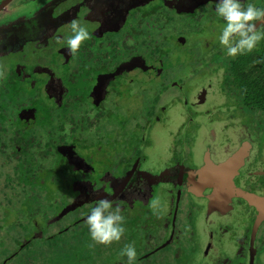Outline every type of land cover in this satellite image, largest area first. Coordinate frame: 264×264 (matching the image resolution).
Returning <instances> with one entry per match:
<instances>
[{"label":"flooded vegetation","instance_id":"af4514ba","mask_svg":"<svg viewBox=\"0 0 264 264\" xmlns=\"http://www.w3.org/2000/svg\"><path fill=\"white\" fill-rule=\"evenodd\" d=\"M18 1L0 0V65L4 66L1 72H5V75L0 72V91L5 81H11L12 86L16 87L15 94H6L3 102H0L1 146L6 148L7 145H12L23 157L29 154L35 156V162L31 163L35 165L31 167L32 174L27 172L26 176L23 175L27 181L38 182L34 187L37 188L39 183L44 182L49 189L48 183L52 180L63 183L66 190L61 191L54 183L60 191L50 189L51 198L44 201L37 210L28 213L22 208L23 221L13 225L20 227L22 238L10 236L3 239L4 250L0 251V264H18V259H21L19 264H33L31 257L23 252L24 249L32 250L31 256L57 254L67 246L66 241H72L73 244L85 231L83 225L88 211L102 198L108 199L114 207L119 206L126 216L125 224L129 225L130 221L133 226V231L128 228L127 232L134 235L133 241L138 242L139 248L145 249L140 250L142 254L139 255V260L149 259L151 264H173L174 260L183 262L181 258L184 254L180 253L184 250L187 253L192 251V254L199 252L193 259L194 264H199L203 259L207 264H220L222 255L228 254L216 250L213 240L219 239L215 238L214 232L218 229L220 235L226 232L232 236L234 231L230 228L236 224L238 229L243 227L237 234L238 238H229L223 242L229 243L233 251L237 252L233 255L234 264H263L264 218L253 233L260 213L258 208L233 194L227 202L215 200L210 204L208 195L212 191L211 187H204L201 195L190 191L199 186L196 172L204 166L206 157L217 164L235 151L248 146L242 166L232 177V181L236 188L264 197V169L261 167L243 171L245 175L242 173L246 158L253 148L250 142L245 141L237 150L217 162L212 159L210 148H207L208 151H202L201 160L197 162L189 157L187 150L181 147V141L176 139L177 150L172 147L169 160L151 169L142 164L147 159L145 151L150 149L152 131L158 128L157 125L164 127L167 106L173 103L171 89L175 88L178 93L182 86L176 80L163 82L164 64L156 57L151 59L147 56L149 53L155 56V51L161 49L158 45L151 47L144 38L149 50L144 54L137 48L139 43L135 39L134 49H130L132 37H138L141 33L149 35L152 27L147 33L144 31L147 28L141 29L146 21L143 23L138 20L134 26L123 30L127 18L136 10L141 18L147 16L154 19L156 16L167 20L173 14L189 16L192 20H197V24L202 20L212 25L208 12L197 13L203 9V5L214 3V0H73L74 3L67 12L61 10L62 0ZM249 3L264 8V0H244L243 6L246 7ZM148 5L156 9L145 10ZM159 6L168 11V15L161 17L162 15L157 14L162 11ZM68 15L88 29L91 41L98 39L99 42H96H104L105 46L98 48V45L87 40L82 42L79 51L71 54L67 46L60 43V36L56 38L60 24L68 23ZM212 29L211 34L215 35L216 29ZM258 30H264V25ZM259 45L264 46V40ZM37 49L42 52L48 50L52 57L47 56L46 62V59L41 60L42 52L37 53ZM179 51L182 52L181 47L176 49V52ZM33 53L35 58L31 56ZM221 55L223 56L220 57ZM217 56L221 58L222 64H217L218 59L213 63L224 70L229 56L225 52ZM206 69L212 71L217 67ZM84 71L85 78L77 86L76 77L81 76ZM223 73L220 83L223 81ZM127 91H130V96L125 98ZM222 92L235 100L234 95L227 94L225 87ZM177 93L174 100H178L177 103L183 107L188 105V100H179ZM196 95L203 101L206 90L202 88ZM22 96L23 99L20 100ZM1 97L0 94V100ZM43 97L48 99L53 109L61 110V114L57 116V125L45 131L43 115L46 117L50 111L43 114V109L32 102L35 98L39 100ZM134 99L138 100V105ZM184 101L186 105L182 104ZM236 102L237 100L234 105L237 106V111H241ZM80 108V112L84 113L77 119L72 113ZM62 111H66V114L62 115ZM126 122H129L128 128L125 127ZM31 123L33 125L29 126ZM184 126H178V133ZM42 131L45 136L38 134ZM83 134H91L96 137V141L93 142L90 137L82 138ZM118 146L124 147L122 155L115 152ZM153 155L158 157V162L159 154ZM41 159L42 162H50L52 168H43L39 163ZM262 163L260 160V164ZM3 176L2 181L6 178L5 174ZM253 176L257 177V182ZM243 178L246 182L241 181L240 184ZM29 185L27 184L28 188H33ZM58 197L59 200L56 201ZM61 198L64 203H61ZM156 198H161L164 202L163 208H159V216L150 207V202ZM192 198L193 202L195 199L201 202L200 209L195 204L202 216L201 222L209 224L213 214V220H219L212 228L207 227V239L204 243L197 241L199 239L196 234L190 236L192 234L189 235L185 229L186 224L190 223L188 217L197 215L195 205H187V202H192ZM62 211V216L59 215L61 218L54 220L56 214ZM235 211L236 220L232 224V214ZM13 212L16 210L0 211V214L7 217ZM242 213L245 221L242 220ZM193 220L192 218L191 224ZM8 229L5 230L6 233ZM52 229L53 233L50 232ZM199 246L203 247L199 249ZM181 262L178 263L182 264Z\"/></svg>","mask_w":264,"mask_h":264},{"label":"rangeland","instance_id":"374dc122","mask_svg":"<svg viewBox=\"0 0 264 264\" xmlns=\"http://www.w3.org/2000/svg\"><path fill=\"white\" fill-rule=\"evenodd\" d=\"M21 1L22 0H20V2ZM149 1L147 3H149ZM62 2L63 5L61 7V10L62 11L66 10V12L68 11V9L71 8L72 4L74 3L73 0H62ZM214 7H215L214 3L203 5L201 7L203 9H200V11L197 13V15H199L200 13L208 12L207 15H210L209 18H212L211 20L212 25L211 24L208 25L207 22L205 21L203 22L202 20L200 21V24H197V20H192V18H189V16L180 17V16H175L173 14L171 15L170 18H167L168 21L165 19L158 18L156 16L154 19L153 18L150 19L147 16L141 18V16L138 15L136 10L133 11L127 18V24L123 30H128L129 27H131L132 25L134 26V24L137 23L138 20H141L142 22L146 21L145 24L141 27V29L143 30L144 28H147L146 30H144L147 33L150 31V26L152 27L151 28L152 30L149 35H145L144 33H141L140 35H138V37L133 36L132 37L133 44H132V48L130 49H134L135 39L139 43L137 48H139L142 52H144V54L146 51H149L145 46V39H146V43L148 45L150 44L151 47H156L158 45L161 49L159 51L158 50L155 51L156 52L155 56L153 54L152 55L147 54V56H150L151 59H155L156 57L164 64L165 69L163 71L164 74L162 75V79H164L163 82H170L169 79L176 80L179 81L180 85L182 86V88L178 89V93L175 88L171 89L173 91L172 92L173 103L168 105L166 109V115L163 124L165 128L157 125L158 128L154 129L151 133L150 149L145 151L147 159L144 160L142 163L148 169L155 167L159 163L162 164L164 163V161H167L171 158L172 147L173 149L177 150L175 147L176 139H179V141H181L182 144V145L181 144L178 145H181L182 148H185L188 152L189 157L193 160H196L197 162L201 160L202 151L204 152L208 151L207 148H210L211 157L215 162H217L223 160L226 156H229L232 153V151L237 150V148L240 147L242 143L248 141L253 145V148L249 156L246 158V162L242 169V173L243 171L245 172L256 168L260 169L261 167L262 169H264V122L261 121L259 118L253 121L254 119L252 120V117L250 115H247V111L244 112L237 111V106L234 105L235 100L226 97L222 92L224 83L223 81L220 83V81L222 79V73L224 70L221 66H218L217 64H222V62L220 61L221 60L220 57H222L223 55H221L220 57L217 55H219V53L221 52H224V50L222 46L218 44V41L216 40V36H218L220 29L223 26V21L215 15ZM146 9H156V8L150 7L148 5L145 8V10ZM159 9H161L162 11L160 13L157 12V14L162 15L161 17L168 15L169 13L168 11L163 10V8L160 6ZM67 17H68L67 20L68 23L63 22L60 24L61 26L56 36V38L60 36L59 38L60 43L61 44L63 43V45H66V40L71 35L70 23L73 20H75V19L72 20V17L70 15H68ZM212 28L216 29L215 35L211 34L213 33ZM204 38L206 41H204ZM97 40L92 39L91 41V38L89 39V41L92 42L93 45H98V48L101 46L103 47L105 46L106 43L101 42L98 44L99 40L98 42H96ZM105 42L107 41L105 40ZM261 43L262 41H260L259 44ZM259 44L254 50L259 52L264 51V46ZM129 45L131 44L129 43ZM178 47H181L182 52L180 51L176 52V49ZM99 50H101V48ZM58 51L59 50H57V52ZM36 52L41 53L42 50L37 49ZM31 56L35 58V53H33ZM47 56L52 57V53H50L48 50L42 52L41 60L46 59ZM178 57L180 58L178 59ZM228 58L233 59V57H228ZM216 59H218L219 61V62L217 61V64L213 63L214 60ZM34 60H38V59H34ZM46 61L47 59L45 60V62ZM185 61L186 63H184ZM213 67H217V69H214L212 71H208V69H206ZM3 68L4 66L0 65V72L1 69ZM1 73L2 74L4 73L5 75V72H1ZM84 75H85V71L81 72V76L76 77L77 86H79V84L83 81ZM4 84L5 86H7V88L3 86L2 90L0 91V94L2 96H5L6 94H10L9 92H11V94H15L14 90L16 87L12 86L11 81H7V82L5 81ZM202 88L206 90V97L205 100L200 102V100L197 98L196 93L199 94ZM6 89L9 92H6ZM176 93L180 96L179 100H188L187 103L188 105H186L185 101L182 103L183 105H186L185 107L181 106L180 103H177L178 100H174L176 97ZM128 96H130V91L125 92V98H127ZM22 99L23 96L20 97V100ZM10 100L12 103L13 101L14 103H16L15 97H13V101L12 98H10ZM74 100L77 101L78 99H74ZM30 101L31 98L29 102ZM134 101L138 105V100L134 99ZM32 102H34L35 103L34 105L38 106L39 109H43L44 112L43 114H45V111L47 112V110L50 111L48 112L46 117H44L43 115V121L46 123L44 124L45 128L43 129V131L47 130L48 128H52V126L57 125V121H58L57 116L58 114H61V110L53 109V106H51V104L48 102V99L45 97L40 98L39 100L35 98ZM144 106H145L144 108H146V105ZM187 106H189V108H187ZM239 107L241 108V106ZM80 110H82V108L75 109V111L72 113L73 115H75L77 119L79 115H81V113H84V111L80 112ZM65 112L66 111H62V115L66 114ZM120 112L121 110L119 111V113ZM258 120H260V122ZM183 124L185 125L184 128L178 133L179 130L178 126L179 125L181 126ZM32 125L33 124L31 123L29 126ZM125 127L126 128L129 127V122L125 123ZM42 132H39L38 134L40 135L41 133L42 136H45L44 135L45 132L43 133ZM212 133H214L215 137L212 136L213 135ZM86 137H90V140H92L93 142L96 141L95 139L96 137L91 136V134L90 136H88V134H83L82 138L85 139ZM119 139L120 138H118V140ZM187 141H189V143H187ZM123 150L124 147L118 146L115 152H117L118 155H122ZM179 151H181V149H179ZM153 154L156 155L159 154L157 155L160 156V160L158 162L156 161L158 157H154ZM182 157L186 158L184 155ZM260 160L261 162H263L262 164H260ZM41 165L45 169L52 168L50 162L49 163L42 162ZM3 173H6V171L0 173V183L3 182L2 180L4 179ZM243 175H245V173H243ZM253 178L255 179V181L257 180L256 179L257 177L253 176ZM253 178L252 180H254ZM241 181L242 183L246 182L244 178L243 180H240V184H242ZM54 183L59 186V189L61 191H64L65 186L63 183L59 181L53 182L52 180H50V182L48 183L49 189H53L56 192L60 191L55 186ZM257 187H261V186H257ZM257 187L256 189L260 191V189H258ZM30 189H32L33 193L36 192V187H34V188H28L27 193L29 192L31 193ZM37 191H39V189H37ZM58 200L59 197L56 199V201ZM156 200H159L160 202L159 208L160 207L163 208L164 202L162 201V199L156 198ZM60 201L61 203L65 202L63 198H61ZM153 201L150 202V205L152 204ZM200 203L201 202L196 199L193 202V198H192V202L191 203L187 202V205L192 206L198 204V208L200 209ZM195 207H196L195 210H197L196 212L197 215H193V216L191 215L188 217V221H190V223L186 224L185 229L187 230L189 235L192 234L190 236L193 237L196 234L197 236L196 238L199 239L197 241L203 242L207 239V235H206L207 227L210 226V228H212L213 226L217 225L219 220L217 218L213 220L215 217L213 214V216L210 217V219L212 220H210L209 224L207 223L206 225L204 222H201L202 216L198 212V208L196 205ZM140 209L142 210L143 207ZM64 211H62L60 214H56L57 216L55 217L56 219L54 220H58L59 217L61 218ZM136 212H138V210ZM236 215L237 212L235 211L234 214H232V224H235ZM241 215H242V220L245 221L243 213ZM23 216L24 215L16 212L11 213L7 217H4V215L1 216L0 214V241H4L3 240L4 238H10V236H12L15 239L22 238L20 227H16L13 225L17 224V222L19 223V221L21 220L23 221ZM142 216L144 217L145 215L142 214ZM192 218L194 220L191 224ZM125 221H126V216H125ZM39 226H37V228L41 227ZM242 228L243 227L241 226L238 229V225L236 224L233 225L230 228L232 229V231H234V234L232 236H230L228 233L226 234V232L225 233L222 232L220 235L218 229L216 230V232H214L215 238L219 239V240H213L215 242H218V243L214 242L216 250L217 251L222 250L226 254H228V256L222 255L223 260L219 261L220 264H234L233 261H235V257L233 255L234 252L235 253L237 252L233 251V247L230 246L229 243H223V242L228 241L229 238H234V237L238 238L237 234ZM7 229L9 234L6 233ZM50 232L53 233L54 232L53 229ZM66 243L67 246H64L60 251L64 252V250L68 246L69 247L72 246V241H66ZM62 245H60V247H62ZM202 247H200L199 249H201ZM139 250L145 251L143 247L142 248L140 247ZM182 252L180 254H184V255L181 259H183V261H186L187 262L186 264L192 263L196 255L199 254V252H196V254L187 253L184 250ZM179 257L180 256H178V258ZM209 257L206 258V260H208ZM212 259H215V257H213ZM262 261L264 264V257L262 258ZM176 263L179 264L178 262ZM202 263L207 264V262L204 259L201 260L199 264Z\"/></svg>","mask_w":264,"mask_h":264},{"label":"trees","instance_id":"16d2710c","mask_svg":"<svg viewBox=\"0 0 264 264\" xmlns=\"http://www.w3.org/2000/svg\"><path fill=\"white\" fill-rule=\"evenodd\" d=\"M226 62L227 65L223 73L225 91L227 94H233L235 96V100H237L236 104L241 106L239 110L243 112L247 111V115H250L252 120L254 119L253 121L259 118L264 122V51L259 52L254 50L244 55H237L233 59L227 58ZM3 97L0 100L1 103L3 102ZM260 120L258 121L260 122ZM26 157H23L22 153H18L12 145H7L6 148H3L0 142V173L6 171V173H3L6 178L0 183V211L9 212L16 210V212L21 214L23 208L28 213H33L44 201L51 198V191L44 182L39 183L36 188V191L37 189L39 191L36 193H33L32 189H30L31 193H27V184L32 185L31 187L34 188L38 182H30L23 177V175L26 176L25 173L27 172L29 175L32 174L30 170L35 165L31 163L36 160L32 154ZM12 158L14 160H11ZM39 163H42V159ZM128 224H125L127 230L124 236L121 237V240L107 247L103 245L90 246L91 241L86 224L84 223L83 228L85 231H83L82 237L80 239L78 238L71 247L68 246L64 252L59 251L57 254H36V256H31L32 250L30 249H24L23 252L31 257L30 259L33 264H122V260L119 258L120 249L125 244L134 243L137 250L135 264H142V262L143 264H151L148 261L149 259L146 261L139 260L138 257L142 252L139 250L138 242L133 241L134 235H130L127 232L129 231L128 228H131V232L134 229L130 221H128ZM2 244L3 241H0V251L4 250ZM20 260H17L18 264ZM176 262L177 260H174V263ZM178 262L181 261L179 260ZM181 263L186 264L187 262L183 261ZM194 263L195 261L193 260L192 263L188 264Z\"/></svg>","mask_w":264,"mask_h":264},{"label":"clouds","instance_id":"9594fccd","mask_svg":"<svg viewBox=\"0 0 264 264\" xmlns=\"http://www.w3.org/2000/svg\"><path fill=\"white\" fill-rule=\"evenodd\" d=\"M212 2V0H210ZM244 0H214V12L223 21L216 40L229 57L252 52L260 41L264 40V8L249 3L243 6ZM71 35L66 45L71 54L79 51L82 42L90 39L88 29L78 20L70 23ZM159 200L150 205L153 213L159 216ZM85 224L91 241L90 246H109L119 242L126 232L125 216L119 206L102 198L98 200L85 216ZM122 264H135L137 250L134 243L125 244L119 253Z\"/></svg>","mask_w":264,"mask_h":264},{"label":"water","instance_id":"95a60500","mask_svg":"<svg viewBox=\"0 0 264 264\" xmlns=\"http://www.w3.org/2000/svg\"><path fill=\"white\" fill-rule=\"evenodd\" d=\"M247 147L235 151L224 161L217 164L206 157L204 166L196 172L199 186L192 188L190 191L194 194L201 195V191L207 186L212 188L211 193L208 195L210 204L215 200L227 202L233 194L257 207L260 213L253 228L254 233L256 226L264 218V210L261 209L264 208V197L242 191L236 188L232 181V177L238 173V169L242 166L243 159L247 155Z\"/></svg>","mask_w":264,"mask_h":264}]
</instances>
